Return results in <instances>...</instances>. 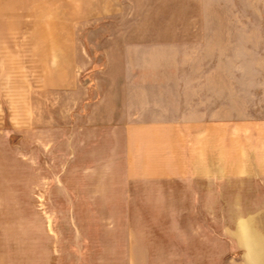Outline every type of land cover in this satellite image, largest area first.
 I'll use <instances>...</instances> for the list:
<instances>
[{"label": "rangeland", "instance_id": "374dc122", "mask_svg": "<svg viewBox=\"0 0 264 264\" xmlns=\"http://www.w3.org/2000/svg\"><path fill=\"white\" fill-rule=\"evenodd\" d=\"M240 223L264 0H0V264H255Z\"/></svg>", "mask_w": 264, "mask_h": 264}, {"label": "crops", "instance_id": "0c3cea01", "mask_svg": "<svg viewBox=\"0 0 264 264\" xmlns=\"http://www.w3.org/2000/svg\"><path fill=\"white\" fill-rule=\"evenodd\" d=\"M252 179L253 178H250L249 183L253 182ZM216 199H220V196ZM234 199L236 198L234 197ZM232 240L237 248L246 250V253H250L251 251L253 252L254 246H256L262 256L261 260L256 263L264 264V225H245L242 228L240 223V226H237V229L236 226H234ZM198 259L199 260L196 258V262H194V264H208L207 259L203 257H199Z\"/></svg>", "mask_w": 264, "mask_h": 264}]
</instances>
